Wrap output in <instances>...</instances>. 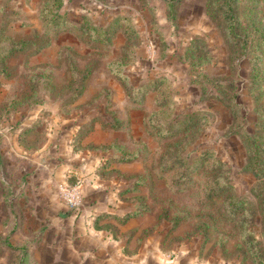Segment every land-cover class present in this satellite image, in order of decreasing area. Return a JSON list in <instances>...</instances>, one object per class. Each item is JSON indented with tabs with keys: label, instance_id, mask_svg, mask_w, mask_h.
I'll list each match as a JSON object with an SVG mask.
<instances>
[{
	"label": "rangeland",
	"instance_id": "1",
	"mask_svg": "<svg viewBox=\"0 0 264 264\" xmlns=\"http://www.w3.org/2000/svg\"><path fill=\"white\" fill-rule=\"evenodd\" d=\"M222 3L63 0L53 22L51 0H0V264H49L38 207L47 189L66 207L65 183L75 220L109 206L149 264H264L243 136L264 138V0H234L236 37Z\"/></svg>",
	"mask_w": 264,
	"mask_h": 264
},
{
	"label": "crops",
	"instance_id": "2",
	"mask_svg": "<svg viewBox=\"0 0 264 264\" xmlns=\"http://www.w3.org/2000/svg\"><path fill=\"white\" fill-rule=\"evenodd\" d=\"M45 186L47 188L49 185ZM55 193L54 190L47 189V202L39 203L38 208L46 212L42 221L51 223L48 229L43 228L41 232L43 237L40 235L41 240L33 243V247L40 248V253L46 252V255L43 254L46 257V263L129 264V256L137 258L138 263L136 264L150 263L146 262L143 257L145 256L143 253L148 248L141 247L142 244L132 250L129 248L128 237L126 233L120 231L117 223L120 218L118 219V216L106 210L109 206L102 204L105 207L102 211L100 207H97L96 214L92 213L91 207L87 208L85 215L89 212V216L84 215L75 220L73 212L56 199ZM2 202L3 195L2 199L0 197V203ZM84 222H88L89 227L85 228ZM149 250L146 252L150 255L155 254V251ZM64 254H67L68 259L62 258Z\"/></svg>",
	"mask_w": 264,
	"mask_h": 264
},
{
	"label": "trees",
	"instance_id": "3",
	"mask_svg": "<svg viewBox=\"0 0 264 264\" xmlns=\"http://www.w3.org/2000/svg\"><path fill=\"white\" fill-rule=\"evenodd\" d=\"M233 3H234V0H223V3L221 4L220 7L222 9V15H223L225 21H227L228 33L231 34L233 37L234 36L236 37L237 36V28H235L236 24L234 22L235 21L234 20V7L232 6ZM62 5H63V0H51L50 6L54 7L53 10L49 11L52 13V16H53V17L51 16V21L54 22V18L60 17L61 14L59 13V9ZM171 15H173V13ZM228 20H229V22H228ZM86 28H87V33H89V35L95 39H98L101 37L104 40H106V37L108 38L111 34V31H113L112 25L108 29H105L104 32H97L98 30L96 28H94V26H87ZM257 33H259V36L256 40L257 45H258V49H260V47H262L261 49L264 50V31H261L259 29V32H257ZM21 45L26 46V42H23ZM117 67H119V65H117ZM119 68H113V70H112L113 74L115 75V77L119 81H121V83L123 84V86L125 88H128L127 82H126L127 76ZM141 90H142V88H141ZM129 94L132 96L131 91ZM142 97H143V94H141L140 98H142ZM138 100L140 101V99H138ZM260 115L261 114H259V116ZM243 136H244V142H245V144H247V151L249 154L248 169L250 171H252L256 177L264 178V138L259 133L248 132V131L244 132ZM241 202L243 204L241 206H239V203H241ZM241 202H240V200H236V202L233 203L234 211L237 210L238 208H240V209L244 210L245 212H248V214L250 216L252 213L251 212V210H252L251 204H249V202H246L244 200H241ZM244 205L249 207V208L248 209L243 208ZM70 211H72V210H70ZM136 214H138V212L133 211V212H130L128 215L133 216Z\"/></svg>",
	"mask_w": 264,
	"mask_h": 264
},
{
	"label": "built area",
	"instance_id": "4",
	"mask_svg": "<svg viewBox=\"0 0 264 264\" xmlns=\"http://www.w3.org/2000/svg\"><path fill=\"white\" fill-rule=\"evenodd\" d=\"M58 193L69 210L78 207L81 204V193L76 184H61Z\"/></svg>",
	"mask_w": 264,
	"mask_h": 264
}]
</instances>
